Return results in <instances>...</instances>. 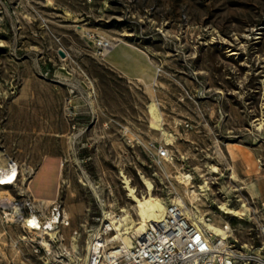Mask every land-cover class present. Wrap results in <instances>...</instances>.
Wrapping results in <instances>:
<instances>
[{
  "label": "rangeland",
  "instance_id": "obj_1",
  "mask_svg": "<svg viewBox=\"0 0 264 264\" xmlns=\"http://www.w3.org/2000/svg\"><path fill=\"white\" fill-rule=\"evenodd\" d=\"M102 38L141 49L155 80L99 54ZM153 142L173 163H157ZM47 155L62 160L54 199L69 223L60 217L44 236L62 243L41 248L16 212L49 207L28 190ZM11 159L19 176L0 184V264H78L104 210L137 218L125 176L164 202L171 189L193 196L181 183L192 173L202 206L248 214L235 193L264 201V0H0V164Z\"/></svg>",
  "mask_w": 264,
  "mask_h": 264
},
{
  "label": "built area",
  "instance_id": "obj_2",
  "mask_svg": "<svg viewBox=\"0 0 264 264\" xmlns=\"http://www.w3.org/2000/svg\"><path fill=\"white\" fill-rule=\"evenodd\" d=\"M114 44L113 39H99L98 53L106 55L107 50ZM150 144L157 163L162 165L167 162L173 163L175 155L168 144L154 142ZM189 174L192 175L189 182L185 183L181 179V183L190 185L188 188L193 196L185 199L177 190L171 189L168 194L170 196L164 201L163 218L148 220L143 233L134 238L131 246L126 247L119 242L111 245L105 243L107 240L104 235L106 231H110V226L108 224L101 226V219V225L91 229L89 238L94 239L91 250L87 249L85 258L78 264H264V201L256 205L252 203L254 198L251 194L238 195L237 192L235 193L237 201L249 204L251 211L239 215L221 208V213L216 214L212 210V202L205 206L198 202L200 197L197 195L200 192L192 188L195 177L192 173ZM0 184H3L1 178ZM198 187L200 191L210 190L212 193L226 194L224 188L216 191L213 185L207 189L200 185ZM192 189L197 193L195 196ZM46 209L35 210L43 226L47 227V220L57 225L56 220L63 213L61 201L54 199ZM16 214L24 229L35 231L29 227V220H26L28 214H25L22 206L17 208ZM246 222L252 223L250 235L247 237L242 234L243 223ZM214 227H218L219 231ZM49 241L51 245L62 243L56 239ZM40 245L41 248L47 247L42 241ZM36 250H39V247H36Z\"/></svg>",
  "mask_w": 264,
  "mask_h": 264
},
{
  "label": "bare ground",
  "instance_id": "obj_3",
  "mask_svg": "<svg viewBox=\"0 0 264 264\" xmlns=\"http://www.w3.org/2000/svg\"><path fill=\"white\" fill-rule=\"evenodd\" d=\"M107 57L129 75L141 77L145 81H151L156 77L157 68L148 60L146 54L141 49L126 43L124 40H121L119 43L114 44L113 47L109 48L107 50ZM217 168L218 167L213 165L214 171H216ZM18 176L19 166L14 159H11L10 162L7 161L5 164H0V178L2 179L3 186L15 183L18 179ZM191 177V174L182 172L181 179L185 183H188ZM125 182L126 187L129 189V195L133 200H135V203L132 205V207L137 214V218L132 216L130 209L127 207H122L121 213H116L113 210H104V215L108 219L106 222H104V224H108L110 226V230L114 229V234H112L110 237L105 236L106 233L104 236L107 240L105 243L114 244V242H119L124 246L129 247L133 244L134 238L143 233L148 220L163 218L165 203L161 200V198L154 196L151 192L147 196H138L136 194L135 187L130 184L129 177L125 176ZM145 182L149 191H151L153 188L151 181L145 179ZM192 193L194 196L197 194L194 189H192ZM40 201L45 204V206H48L52 200L40 199ZM223 206L226 210L235 214H244L242 209L230 207L227 203H225ZM61 217L65 223H69V221L66 220L68 217L67 212L63 211ZM26 220H29V227L31 230H35V232L40 233V235L43 236L42 241L47 245L48 248H51V243L50 241L46 240L44 232H55L58 224L54 225V222L47 220L48 224L45 228L41 223L39 215L35 212L28 214ZM56 221L59 222L60 218H58ZM214 229L219 231L218 227H214ZM74 238L75 237L73 236V239ZM60 239H63V235H61ZM93 241L94 239L88 241V251L91 250ZM72 243V248L75 250L74 241ZM56 258H58V256Z\"/></svg>",
  "mask_w": 264,
  "mask_h": 264
},
{
  "label": "crops",
  "instance_id": "obj_4",
  "mask_svg": "<svg viewBox=\"0 0 264 264\" xmlns=\"http://www.w3.org/2000/svg\"><path fill=\"white\" fill-rule=\"evenodd\" d=\"M62 160L56 155H47L41 161L28 183V190L35 199L52 200L60 191Z\"/></svg>",
  "mask_w": 264,
  "mask_h": 264
},
{
  "label": "water",
  "instance_id": "obj_5",
  "mask_svg": "<svg viewBox=\"0 0 264 264\" xmlns=\"http://www.w3.org/2000/svg\"><path fill=\"white\" fill-rule=\"evenodd\" d=\"M58 52H59V54H60L61 56H65V52H64V50H63L62 48H59V49H58Z\"/></svg>",
  "mask_w": 264,
  "mask_h": 264
}]
</instances>
